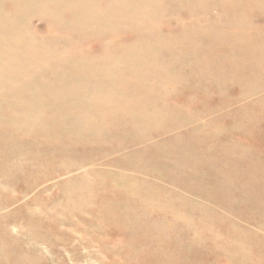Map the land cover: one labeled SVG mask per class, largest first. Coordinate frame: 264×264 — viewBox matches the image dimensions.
I'll return each mask as SVG.
<instances>
[{"label": "rangeland", "instance_id": "obj_1", "mask_svg": "<svg viewBox=\"0 0 264 264\" xmlns=\"http://www.w3.org/2000/svg\"><path fill=\"white\" fill-rule=\"evenodd\" d=\"M78 1L0 0V264H264V0Z\"/></svg>", "mask_w": 264, "mask_h": 264}, {"label": "bare ground", "instance_id": "obj_2", "mask_svg": "<svg viewBox=\"0 0 264 264\" xmlns=\"http://www.w3.org/2000/svg\"><path fill=\"white\" fill-rule=\"evenodd\" d=\"M79 1H80V0H79ZM79 1H78V2H79ZM85 1H86V0H85ZM96 1H97V0H96ZM115 1H116V0H115ZM261 1H262V0H261ZM69 2H70V1H69ZM76 2H77V1H76ZM110 2H111V1H110ZM262 2H264V1H262ZM34 4H35V3H34ZM40 4H41V3H40ZM69 4H70V3H69ZM115 4H116V3H115ZM208 4H209V3H208ZM262 4H264V3H262ZM262 4H261V5H262ZM113 5H114V4H113ZM113 5H112V6H113ZM69 6H70V5H69ZM100 6H101V5H100ZM109 6H110V5H109ZM114 6H115V5H114ZM252 6H253V5H252ZM103 8H104V7H103ZM112 8H113V7H112ZM99 10H100V8H99ZM101 10H105V9H101ZM93 11H95V10H93ZM96 12H99V11H96ZM110 12H111V11H110ZM110 12H109V13H110ZM262 13H264V11H263ZM254 14H255V12H254ZM110 15H111V14H110ZM95 16H96V15H95ZM102 16H103V15H102ZM107 16H108V15H107ZM116 16H117V15H116ZM135 16H136V15H135ZM140 16H142L141 13H140ZM110 17H111V16H110ZM132 17L134 18L133 15H132ZM140 19H141V18H140ZM134 20H135V18H134ZM256 27H257V26H256ZM261 27H262V26H261ZM261 27H260V28H261ZM260 28H259V29H260ZM254 29H255V28H254ZM260 58H261V57H260ZM261 61H262V60H261ZM261 61L259 62L260 65H261ZM263 62H264V61H263ZM262 64L264 65V63H262ZM260 65H259V66H260ZM258 68H259V67H258ZM86 74H87V73H86ZM101 76H102V75H101ZM90 78H91V77H90ZM88 79H89V78H88ZM107 79H108V78H107ZM109 79H110L111 81H113V79H111V78H109ZM109 79H108V80H109ZM115 82H116V81H114V83H115ZM104 83H105V82H104ZM111 83H112V82H111ZM111 83L109 82V85H110ZM114 83H113V84H114ZM118 83H119V82H118ZM41 84H42V83H41ZM113 84H111L112 87H114ZM119 84H120V83H119ZM128 84H129V83H127V84H125V85L128 86ZM102 85H105V84L102 83ZM114 85H115V84H114ZM116 85H117V84H116ZM123 85H124V84H123ZM107 86H108V85H107ZM107 86H105V87H107ZM120 86H121L120 88H122V84H120ZM116 87H119V86H116ZM67 88H68V87H67ZM130 88H131V87H130ZM110 89H111V88H110ZM115 89H116V88H115ZM115 89H114V90H115ZM124 89H125V88H124ZM124 89H123V90H124ZM126 89H127V87H126ZM112 90H113V89H112ZM114 90H113V91H114ZM117 90H118V88H117ZM117 90H115V91L117 92ZM65 91H66V90H65ZM119 91H120V90H118V92H119ZM68 92H69V91H68ZM68 92H67V93H68ZM116 92H115V93H116ZM65 95H66V94H65ZM67 95H68V94H67ZM59 99H60V98H59ZM60 100H61V99H60ZM103 101H104V100H103ZM104 102H105V101H104ZM130 102H131V101H130ZM60 104H62V102H61ZM60 104H59V106H60ZM100 104H101V103H100ZM116 106H119V105H116ZM116 106H115V107H116ZM124 106H125V105H124ZM117 108H119V107H117ZM134 112H135V111H134ZM52 113H53V112H52ZM60 116H61V115H60ZM138 116H139V115H138ZM58 117H59V116H58ZM144 117H145V116H144ZM47 118H49V117H47ZM135 119H136V118H135ZM142 119H143V118H142ZM62 120H63V119H62ZM134 121H135V120H134ZM80 123H81V122H80ZM137 124H138V123H137ZM123 126H124V129H125V125H123ZM128 126H129V125H128ZM135 126H136V125H135ZM58 134H59V132H58ZM14 139H15V138H14ZM15 141H16V139H15ZM80 141H81V140H80ZM77 142H78V140H77ZM83 142H84V141H83ZM12 143H13V142H12ZM45 145H46V143H45ZM44 147H46V146H44ZM21 149H22V148H21ZM28 150H29V148H28ZM28 150H27V151H28ZM34 150H35V149H34ZM30 151H31V150H30ZM37 151H38V150H37ZM37 151H35V154H37ZM21 152H22V151H21ZM23 152H24V151H23ZM40 152H41V151H40ZM24 153H25V152H24ZM33 153H34V152H33ZM33 153H32V154H33ZM18 154H20V153H17V155H18ZM26 154H27V153H26ZM40 155H41V154H40ZM42 155H43V154H42ZM21 156H23V155H21ZM34 156H36V155H34ZM13 157H15V156H13ZM13 157H12V158H13ZM216 157H217V156H216ZM23 158H24V157H23ZM14 159H15V158H14ZM28 160H29V159H28ZM28 160H27V161H28ZM1 161H2V160H1ZM5 161H7V160H5ZM5 161H4V162H5ZM6 164H7V163H6ZM37 165H38V164H37ZM8 166H10V165H8ZM226 167H227V166H226ZM5 168H6V167H5ZM7 168H8V167H7ZM7 168H6V169H7ZM9 168H11V167H9ZM9 168H8L7 171H10ZM12 168H13V167H12ZM27 168H28V167H27ZM12 170L15 171V169H12ZM17 171H18V170H17ZM231 172H232V171H231ZM6 173H7V172H6ZM17 173H19V171H18ZM17 173H14V174H17ZM8 174H9V173H8ZM8 174H7V175H8ZM20 174H21V173H20ZM17 176H18V174H17ZM15 177H16V176H15ZM194 179H195V178H194ZM136 211H137V210H136ZM133 213H134V212H133ZM139 229H140V228H139ZM141 230H142V229H141ZM146 231H147V230H146ZM153 231H154V230H153ZM156 232H157V231H156ZM151 233H152V232H151ZM151 233H149V234H151ZM158 233H159V232H158ZM163 236H164V235H163ZM149 238H150V237H149ZM165 238H166V237H165ZM177 240H178V239H177ZM169 241H170V240H169ZM175 242H176V241H175ZM179 242H181V241L179 240ZM159 243H160V242H159ZM159 243H158V244H159ZM174 244H175V243H174ZM178 245H179V244H178ZM178 245H177V246H178ZM173 246H174V245H173ZM173 246H172V247H173ZM179 246H180V245H179ZM177 249H179V248H177ZM182 250H183V249H182ZM239 250H240V249H239ZM172 251H173V250H172ZM151 252H152V251H151ZM169 252H171V251H169ZM162 253H163V252H162ZM173 255H174V253H173ZM184 255H187V254L184 253ZM184 255H183V256H184ZM165 256H166V255H165ZM165 256H164V258H166ZM169 256H170V254H169ZM238 256H239V255H238ZM186 257H187V256H186ZM186 257H185V258H186ZM170 258H172V257H170ZM187 259H188V258H187ZM183 260H184V259H183ZM167 264H168V263H167ZM227 264H228V263H227ZM230 264H232L231 261H230ZM233 264H234V263H233ZM235 264H236V263H235Z\"/></svg>", "mask_w": 264, "mask_h": 264}]
</instances>
